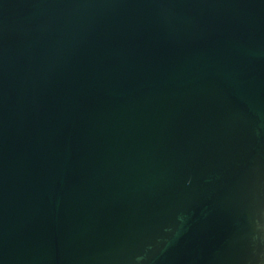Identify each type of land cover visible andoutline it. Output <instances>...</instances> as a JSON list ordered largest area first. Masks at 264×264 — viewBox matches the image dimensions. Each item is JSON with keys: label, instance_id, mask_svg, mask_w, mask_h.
I'll use <instances>...</instances> for the list:
<instances>
[{"label": "water", "instance_id": "water-1", "mask_svg": "<svg viewBox=\"0 0 264 264\" xmlns=\"http://www.w3.org/2000/svg\"><path fill=\"white\" fill-rule=\"evenodd\" d=\"M0 264H264V0H0Z\"/></svg>", "mask_w": 264, "mask_h": 264}]
</instances>
